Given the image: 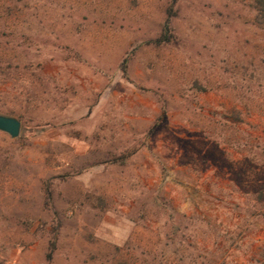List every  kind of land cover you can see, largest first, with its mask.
I'll list each match as a JSON object with an SVG mask.
<instances>
[{"label": "rangeland", "instance_id": "374dc122", "mask_svg": "<svg viewBox=\"0 0 264 264\" xmlns=\"http://www.w3.org/2000/svg\"><path fill=\"white\" fill-rule=\"evenodd\" d=\"M258 0H0V264H264Z\"/></svg>", "mask_w": 264, "mask_h": 264}, {"label": "water", "instance_id": "95a60500", "mask_svg": "<svg viewBox=\"0 0 264 264\" xmlns=\"http://www.w3.org/2000/svg\"><path fill=\"white\" fill-rule=\"evenodd\" d=\"M0 130L9 133L12 137H18L21 121L17 117L0 113Z\"/></svg>", "mask_w": 264, "mask_h": 264}, {"label": "trees", "instance_id": "16d2710c", "mask_svg": "<svg viewBox=\"0 0 264 264\" xmlns=\"http://www.w3.org/2000/svg\"><path fill=\"white\" fill-rule=\"evenodd\" d=\"M260 4V12H261V17L264 18V0H258Z\"/></svg>", "mask_w": 264, "mask_h": 264}]
</instances>
